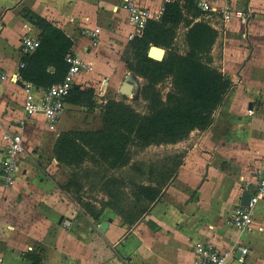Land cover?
<instances>
[{
	"label": "crops",
	"instance_id": "1",
	"mask_svg": "<svg viewBox=\"0 0 264 264\" xmlns=\"http://www.w3.org/2000/svg\"><path fill=\"white\" fill-rule=\"evenodd\" d=\"M136 2L154 12L164 0ZM121 3L0 0V157L6 130L20 132L24 147L12 184L0 189L1 264H35L33 259L39 257L37 264H193L195 247L206 243L217 248L246 246L245 261L232 259L230 264H264V199L254 208L251 231L225 222L240 204L242 183L264 158V119L254 117L264 110V0H233V8L250 11L246 21H209L217 31L212 64L232 84L211 125L187 136L190 145L177 173L162 189L160 200L135 222L140 223L137 228L109 207L92 218L65 187L71 170L55 158L56 138L62 131L100 129L99 105L108 94L120 92L129 73L122 56L132 26ZM25 10L60 27L73 42L72 53L91 62L90 69L76 75L75 85L94 89L97 107L92 112L66 102L53 128L42 113L24 118L22 82L28 80H15L14 75L20 72L22 37L40 33ZM84 27L99 28L98 36L83 34ZM184 142L166 145L177 148ZM102 221L108 222L103 230Z\"/></svg>",
	"mask_w": 264,
	"mask_h": 264
},
{
	"label": "trees",
	"instance_id": "2",
	"mask_svg": "<svg viewBox=\"0 0 264 264\" xmlns=\"http://www.w3.org/2000/svg\"><path fill=\"white\" fill-rule=\"evenodd\" d=\"M189 1L199 15L188 28L185 54L171 50L174 25L182 16L178 0L164 2L160 19L149 20L140 36L129 39L128 46L134 52L136 63L125 61V65L145 79L139 95L147 102V113L140 114L116 98L106 99L99 105L100 129H72L59 133L54 144V155L59 163L70 167L90 161L104 164L106 169H117L129 164L132 144L145 147L175 143L185 139L192 130H205L211 125L214 112L232 81L212 64L211 49L217 31L200 17L201 11L195 1ZM25 17L40 29L39 46L32 53L22 55L24 67L20 68V75L46 88L64 78L68 70L65 56L72 53L73 42L53 22L29 10H25ZM150 44L167 48L161 60L148 56ZM167 75L172 79L171 89L162 96L157 86ZM65 100L83 106L89 112L97 107L92 87H73ZM181 157L182 154H175L159 168L150 167L147 183L125 182L114 175L84 171L83 178L92 175L97 182V185H91V190L97 186L106 194L107 198L100 201V206L88 199L89 189H83L75 173L65 187L76 188L77 201L92 218L97 219L103 209L109 207L124 223L133 225L152 203L160 200L163 187L175 176L182 163ZM141 174L145 175V172ZM127 186H130L129 192L125 190ZM39 260L40 257L33 259L35 264Z\"/></svg>",
	"mask_w": 264,
	"mask_h": 264
},
{
	"label": "built area",
	"instance_id": "3",
	"mask_svg": "<svg viewBox=\"0 0 264 264\" xmlns=\"http://www.w3.org/2000/svg\"><path fill=\"white\" fill-rule=\"evenodd\" d=\"M174 0H164L171 2ZM196 7L201 11V18L209 21L214 18L220 19L222 23L237 17L246 21L249 17L248 9L233 8V0H194ZM121 7L126 11L127 21L132 26L128 38L140 36L149 20H159L163 6L158 11L152 12L148 8L139 5L136 0H122ZM99 28L89 29L84 27L83 34L97 37ZM39 46L38 35H24L21 39L22 55L32 53ZM68 70L61 81L55 82L48 87H40L30 81H23L26 96L23 104L24 118L35 113H42L49 122L51 128L60 117L65 108L66 97L75 85V77L78 73L92 67L91 62L81 59L74 53L65 56ZM19 67H24L20 61ZM16 79H22L20 72L14 75ZM24 118L18 121L21 126ZM5 142L3 154L0 157V189L10 186L15 173L19 170L20 155L24 150L23 138L20 132L6 130L2 134ZM242 190H247L250 199L247 205L237 204L231 213L225 217L228 225L234 226L241 231H251L254 219V208L258 202L264 199V158L260 167L252 174L250 180L241 185ZM248 252L246 246L234 243L228 247L217 248L211 244H199L195 247L196 257L193 264H230L232 259L239 263L245 261ZM2 258L0 256V264Z\"/></svg>",
	"mask_w": 264,
	"mask_h": 264
},
{
	"label": "rangeland",
	"instance_id": "4",
	"mask_svg": "<svg viewBox=\"0 0 264 264\" xmlns=\"http://www.w3.org/2000/svg\"><path fill=\"white\" fill-rule=\"evenodd\" d=\"M178 7L181 11L182 16H181V19L174 25V29H173L174 34H173V39L171 42V50L175 51L176 53L185 54L188 50L187 40H186L188 28L193 22L197 21V17L199 13L194 8V6L190 4L189 0H178ZM151 45H154V44H150L149 47ZM159 47H162V46H159ZM162 48L165 49V54H166L167 48L165 47H162ZM215 52H216V55L219 56L220 53L218 52V50H215ZM122 59L124 60V62L126 61L131 64L136 63V57L134 56V52L132 48H130L128 45L124 49ZM127 70L129 73L126 75V77H124L122 81H129L130 83L134 85V89L132 93L125 95L120 92H115V95L108 94L107 97H115L116 99L129 104L136 112L140 114H145L148 111L147 102L143 100L139 95L140 88L143 85L145 79L143 76L137 75L134 71L129 70L128 68ZM120 84H121V81H119V85ZM171 84H172V79L170 75H167L163 81L158 83L157 87L159 88L162 96H164L166 92L171 89ZM110 93L112 92L110 91ZM97 95H98L97 97L100 98V93ZM94 96L96 97V95ZM254 117L256 119L261 118L263 120L264 110H259L255 114ZM186 139L187 137L183 139L185 141L184 144L178 146L177 148L174 146H167L165 143L150 144L145 147H141L140 145H137V144H132L130 146V151H131L130 162L128 165L124 167L117 168V169H106V166L104 164L97 165L90 161H85L83 164L79 166L71 165L69 167L71 170L70 173L71 175L72 173L73 174L75 173L78 176L79 178L78 181L82 183L83 189H89L87 190L89 198H91L94 201L97 200L98 202H100L102 199L107 198L106 194L100 191L97 186H95L91 190V185L94 183L95 185H97V182H95L96 180H93V177H91L92 175H90L88 178H83L82 174L84 173V171L91 170V171H97L101 174L106 173L108 175H114L116 177H120L125 182H128L129 180H133L136 182L147 183L148 180L146 176H147V173L149 172L150 167L159 168L161 163L163 162L165 163L170 157L175 156V154L177 153L184 154L187 147H189L190 145ZM177 149H181V150L176 151ZM143 171L145 172V175L141 174V172ZM166 185L163 187V189L166 187ZM129 188L130 186H127L125 190L129 192L130 191ZM75 190L76 188L74 186L70 188L72 197L77 200L78 193ZM147 209H149V207ZM134 224L136 227L132 229L137 228V226L140 223H134ZM131 227H133V225Z\"/></svg>",
	"mask_w": 264,
	"mask_h": 264
},
{
	"label": "water",
	"instance_id": "5",
	"mask_svg": "<svg viewBox=\"0 0 264 264\" xmlns=\"http://www.w3.org/2000/svg\"><path fill=\"white\" fill-rule=\"evenodd\" d=\"M165 55V49L162 47H159L157 45H151L148 50V56L161 60ZM74 87H78V85H74ZM134 89V85L130 83L129 81H123L120 87V93H123L125 95L132 93ZM250 199V195L247 190H243L241 194L240 204L241 205H247ZM108 222L102 221L100 224V229H105L107 227Z\"/></svg>",
	"mask_w": 264,
	"mask_h": 264
}]
</instances>
